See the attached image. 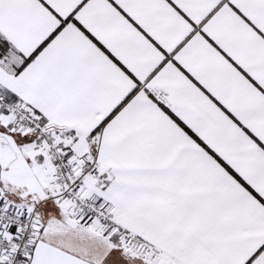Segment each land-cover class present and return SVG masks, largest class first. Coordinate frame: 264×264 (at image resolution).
<instances>
[{"label": "snow or ice", "instance_id": "1", "mask_svg": "<svg viewBox=\"0 0 264 264\" xmlns=\"http://www.w3.org/2000/svg\"><path fill=\"white\" fill-rule=\"evenodd\" d=\"M0 264H264V0H0Z\"/></svg>", "mask_w": 264, "mask_h": 264}]
</instances>
